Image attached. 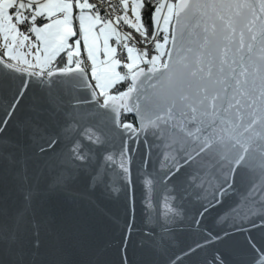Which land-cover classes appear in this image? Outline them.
I'll use <instances>...</instances> for the list:
<instances>
[{
    "label": "snow or ice",
    "instance_id": "1",
    "mask_svg": "<svg viewBox=\"0 0 264 264\" xmlns=\"http://www.w3.org/2000/svg\"><path fill=\"white\" fill-rule=\"evenodd\" d=\"M0 166V264H82L55 201L96 190L116 264H264V0H0Z\"/></svg>",
    "mask_w": 264,
    "mask_h": 264
},
{
    "label": "water",
    "instance_id": "2",
    "mask_svg": "<svg viewBox=\"0 0 264 264\" xmlns=\"http://www.w3.org/2000/svg\"><path fill=\"white\" fill-rule=\"evenodd\" d=\"M74 187L77 191H84L83 183H78ZM141 192L142 189L137 184L135 192L137 223L141 218ZM240 196V192H237L230 198H225L222 205L211 209L205 218V226L219 227L220 225L216 224L218 216L227 212L229 205L239 201ZM91 200L92 203H89L88 200H79L74 204L63 198L55 201L59 214L70 220L79 229L78 244L74 249L73 258L82 264H88L90 260L96 258L97 252L103 249V255L100 258L105 264H116L119 260L117 249L120 229L113 223L112 218H125L126 193L121 192L114 197H108L100 190H96L91 193ZM18 205L19 194L16 191L15 182L11 175L0 166V209L6 213L5 216H0V221L10 217ZM194 238L195 233H185L182 236V241H190ZM239 239L237 236V240ZM130 259L135 260L137 257L130 254Z\"/></svg>",
    "mask_w": 264,
    "mask_h": 264
},
{
    "label": "trees",
    "instance_id": "3",
    "mask_svg": "<svg viewBox=\"0 0 264 264\" xmlns=\"http://www.w3.org/2000/svg\"><path fill=\"white\" fill-rule=\"evenodd\" d=\"M128 119H133V118L131 116H129Z\"/></svg>",
    "mask_w": 264,
    "mask_h": 264
}]
</instances>
